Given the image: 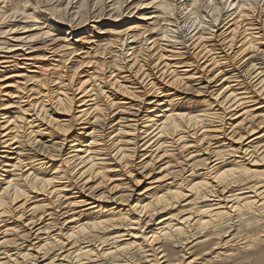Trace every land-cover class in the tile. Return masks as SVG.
<instances>
[{
	"label": "bare ground",
	"instance_id": "6f19581e",
	"mask_svg": "<svg viewBox=\"0 0 264 264\" xmlns=\"http://www.w3.org/2000/svg\"><path fill=\"white\" fill-rule=\"evenodd\" d=\"M227 2L220 22L192 10L189 40L165 34L173 41L155 40L113 66L83 57L73 72L53 67L49 78L51 55L17 59L5 47L0 264H134L131 250L148 246L142 264H168L172 243L187 229L224 225L264 207V179H251L264 172V3ZM40 3L0 0V28L24 15L50 23L45 35L70 38L71 28H60L62 4L49 10V21ZM84 45L93 50H65L80 56ZM130 176L133 186L147 185L135 204L115 196L134 192ZM189 238L187 247L202 237Z\"/></svg>",
	"mask_w": 264,
	"mask_h": 264
},
{
	"label": "rangeland",
	"instance_id": "374dc122",
	"mask_svg": "<svg viewBox=\"0 0 264 264\" xmlns=\"http://www.w3.org/2000/svg\"><path fill=\"white\" fill-rule=\"evenodd\" d=\"M38 1H41V12L48 16L51 14L49 11L50 9L56 7L58 4H62V7L59 10L63 12L62 17L64 18V21L60 24V28L64 30L71 28L73 34L70 38L57 32L45 35L47 29H49L48 26L50 23L47 22L45 24L43 21L33 20L32 18L27 19L24 18V15L17 18L13 17L10 19L9 23L1 25L0 28V43H5L0 44V57L1 55L3 56V53L1 52H3L7 46L13 47V49L17 51L13 52L17 59H21L23 55L27 56V53H32V55L36 57H40L43 54L51 55V61L48 64L49 66H45V68L48 69L46 75L49 76V78L52 77L51 73L54 72V70H51L53 67H56L55 70H64L65 72H68L66 70L71 68L69 71L72 70L73 72L78 65L77 63L83 57H87L88 60L91 59L100 63L106 61L107 65L112 64L111 66H113V62L118 63L125 59L127 60V57L135 49L141 50L142 47V49H144L143 52L145 53L147 51L146 47L151 46L155 40H162L160 43L163 45L169 44L168 41H173L170 38L164 39L165 34L174 36V40L176 41L183 40L184 38L189 40V34L195 29L194 14L192 10H196L198 14H201L206 22H211L217 18H219L218 22H220L226 18L227 12L229 11L227 5L228 0H198V4H196V0H53L48 3H45L47 2L46 0ZM235 1H244L247 4L252 3L261 5L264 3V0ZM161 2L163 6L161 5ZM184 5H187L188 8L184 7ZM2 6L3 5H0V7ZM9 9V6L8 8H5V10ZM143 15L153 18L144 21L142 19ZM82 16L84 17V20L82 19ZM50 18L51 17L49 16V21H51ZM94 26L98 27L100 31L95 33H83V31ZM23 27H26V29H22ZM11 29L13 32H16H14V34H5V32ZM110 35L112 37H108ZM67 44H94V47L92 48L93 50H91L88 45H86V48L84 45L82 47L84 49L79 51L82 52V54L77 56V54L68 55V51L65 50ZM187 44H191V41H188ZM50 51H55L56 55L53 56L52 54H49ZM85 53L89 54L87 55ZM26 75L27 76L22 78L21 81H24L26 78V81L28 80L30 74L28 75L26 73ZM84 75L85 74L82 76ZM51 86L52 84L49 85V87ZM115 113L112 115H115ZM124 117L130 116L125 115ZM118 118V116L117 118H112V121H116ZM206 156L207 155H204L203 157L200 156L199 159L203 160L209 158V156ZM139 160L140 159H137V162ZM261 171L264 170L260 168L259 172ZM262 174H264V172L251 179H256L255 181H257V179H264ZM136 175L142 179L140 176L142 173ZM130 178L131 179L126 182L136 181V178L134 179V177L131 176ZM124 180L126 179L124 178ZM149 182L150 181H147L146 183ZM107 184L108 183L105 184L106 186L103 184L102 190L107 189ZM129 186H132L134 192L121 190L120 192H116L117 194H115V196L120 197L121 194H124L125 197L123 196V199L127 200L128 204H135L137 199L136 195L147 185L143 184L140 188H137V184L136 186H133L130 182ZM99 190L100 188L94 190V193L96 194ZM181 205H184V203ZM202 205L204 204L197 203V206L202 207ZM124 208L127 207L123 206L122 209ZM241 219L235 218L227 224H215L216 226L211 228H196L191 231H189L190 228L187 229V232L182 237L177 238L178 241L172 243L168 264H180L181 262L179 261H182L184 255L185 258L187 257L185 261H182L185 264H264V207L260 206L254 209V211L249 212ZM158 220L159 218L156 222ZM54 225L56 224L54 223ZM146 228L147 227H144L143 231H146ZM148 232L149 230L147 233ZM227 234L231 236L226 237ZM198 237L202 238L197 245H195L196 243L190 244V247L184 245L187 243V238H189L188 242H191ZM21 243L22 241L19 242V244ZM28 244L29 242H26L24 243V246H27ZM182 246L184 248H189V250L186 252L182 249ZM149 248L150 247L148 246L147 248L138 247L132 249L130 254H133L134 257H131L130 259L134 264L144 263V256L151 253L147 251ZM145 251H147V253ZM141 253H144L145 255ZM58 263L59 262H56V264ZM75 263L80 264L77 262H71L69 264ZM121 263L122 262L119 261L115 262L112 259H100L89 264ZM159 264L167 263H164V260H161Z\"/></svg>",
	"mask_w": 264,
	"mask_h": 264
}]
</instances>
